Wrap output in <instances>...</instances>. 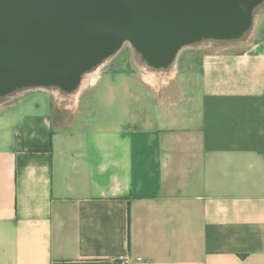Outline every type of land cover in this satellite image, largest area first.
Listing matches in <instances>:
<instances>
[{"label":"crops","instance_id":"obj_1","mask_svg":"<svg viewBox=\"0 0 264 264\" xmlns=\"http://www.w3.org/2000/svg\"><path fill=\"white\" fill-rule=\"evenodd\" d=\"M181 62L0 109V264H264V21Z\"/></svg>","mask_w":264,"mask_h":264},{"label":"water","instance_id":"obj_2","mask_svg":"<svg viewBox=\"0 0 264 264\" xmlns=\"http://www.w3.org/2000/svg\"><path fill=\"white\" fill-rule=\"evenodd\" d=\"M264 0H0V100L27 89L71 94L126 44L152 69L182 50L248 36Z\"/></svg>","mask_w":264,"mask_h":264},{"label":"rangeland","instance_id":"obj_3","mask_svg":"<svg viewBox=\"0 0 264 264\" xmlns=\"http://www.w3.org/2000/svg\"><path fill=\"white\" fill-rule=\"evenodd\" d=\"M264 21V6L260 8L255 14V23L257 22L258 25H261ZM208 42V41H206ZM216 42V41H215ZM218 43V42H217ZM203 43L196 44L194 46H189L182 50L179 59H182V68L189 69V68H197L200 63V55L202 53ZM139 57L137 52L131 47L130 44H126L123 50L118 53L116 56L112 57V61L110 65L104 70H108L114 66L121 65L122 67H134L140 69L143 66L142 62L139 61L137 58ZM192 66V67H191ZM141 70V69H140ZM24 91V90H23ZM22 91L9 96V98H4L0 100V109L3 108L5 105L10 103L12 98L22 96ZM4 112V111H3Z\"/></svg>","mask_w":264,"mask_h":264},{"label":"bare ground","instance_id":"obj_4","mask_svg":"<svg viewBox=\"0 0 264 264\" xmlns=\"http://www.w3.org/2000/svg\"><path fill=\"white\" fill-rule=\"evenodd\" d=\"M264 5H262V6H260L258 9H257V11L260 9V8H262ZM256 11V12H257ZM138 54V53H137ZM138 56L139 57H137L138 59H139V61H141L142 62V60H141V57H140V55L138 54ZM112 59L113 58H109V59H107L106 61H104L101 65H99L97 68H95L92 72H90V73H87L85 76H84V79H83V82H82V84H81V86H80V89H79V91L81 90V89H83V88H85V87H87L88 85H92V84H94L96 81H97V79L99 78V76H100V74L110 65V63H111V61H112ZM143 63V62H142ZM143 66H141V68H143V69H145L146 67H147V65H145L144 63L142 64ZM158 80V79H160L159 78V76H157L155 73H149L148 75H147V80L149 81V82H151V83H153V80H154V82H155V80ZM155 87V86H154ZM78 91V92H79Z\"/></svg>","mask_w":264,"mask_h":264}]
</instances>
